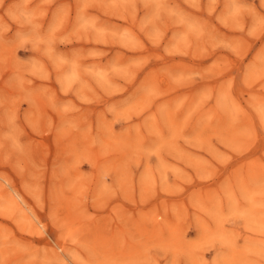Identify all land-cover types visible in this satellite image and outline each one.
Masks as SVG:
<instances>
[{
  "label": "rangeland",
  "instance_id": "rangeland-1",
  "mask_svg": "<svg viewBox=\"0 0 264 264\" xmlns=\"http://www.w3.org/2000/svg\"><path fill=\"white\" fill-rule=\"evenodd\" d=\"M0 264H264V0H0Z\"/></svg>",
  "mask_w": 264,
  "mask_h": 264
}]
</instances>
